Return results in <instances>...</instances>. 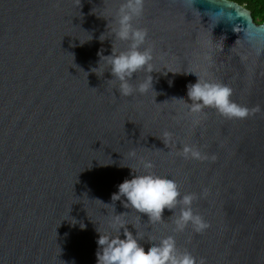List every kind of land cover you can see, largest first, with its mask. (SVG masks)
Returning a JSON list of instances; mask_svg holds the SVG:
<instances>
[{
  "label": "water",
  "instance_id": "1",
  "mask_svg": "<svg viewBox=\"0 0 264 264\" xmlns=\"http://www.w3.org/2000/svg\"><path fill=\"white\" fill-rule=\"evenodd\" d=\"M121 2L0 0V264H97L117 214L146 252L172 236L196 264H264V23L234 0H145L133 23L147 29L154 88L136 90L141 70L126 96L103 59L93 69L112 43L128 47L108 30ZM194 73L248 114L191 112ZM129 166L194 194L207 227L176 230L182 203L153 221L112 200Z\"/></svg>",
  "mask_w": 264,
  "mask_h": 264
},
{
  "label": "clouds",
  "instance_id": "2",
  "mask_svg": "<svg viewBox=\"0 0 264 264\" xmlns=\"http://www.w3.org/2000/svg\"><path fill=\"white\" fill-rule=\"evenodd\" d=\"M144 2L145 0H122L113 15V26L108 29V21L107 29L112 32L115 38L128 41V47L118 51L112 43L111 54L101 56L99 52V66L93 68H99L103 59L110 66L109 71L112 74V79L119 81V93L126 96L131 95L134 91L130 81L134 74L141 70L147 75L138 84L136 90L143 93L154 88V78L151 74L155 71L152 63L153 49L151 46H143L147 40V29L133 23L137 17L143 14ZM261 22L264 23V20ZM103 36L104 33H101L98 39L105 40V38L102 39ZM196 76L197 80L194 83L189 82L186 86L187 96L192 101L189 108L191 112H199L204 106H214L219 112L229 117H244L248 114L249 110L246 107L230 100L231 89L228 86L202 79L197 74ZM181 96L184 97L183 94ZM164 135L170 139V134L165 133ZM182 153L185 157L190 155L193 158H202L199 149L187 144L183 146ZM130 155L135 156V151L133 150ZM141 162L144 169L152 167L151 161L142 159ZM131 170V178L124 179L118 185V191L113 193L112 200L125 198L124 200L131 208L147 214L148 218L153 221L162 219L165 208L173 212L175 207L182 203L183 207L175 220L176 230H183L189 223L198 232L207 227L203 218L192 211L191 203L194 194L189 193L181 197L176 182L170 177H162L151 171L134 174L132 168ZM112 224L116 228L117 235L99 232L97 264H196V258L191 253L180 252L177 249L172 236L153 243L146 252L140 243L141 239H138L139 233L134 234L129 230L120 214L113 218ZM121 229H123V235ZM200 264H204L203 259Z\"/></svg>",
  "mask_w": 264,
  "mask_h": 264
},
{
  "label": "trees",
  "instance_id": "3",
  "mask_svg": "<svg viewBox=\"0 0 264 264\" xmlns=\"http://www.w3.org/2000/svg\"><path fill=\"white\" fill-rule=\"evenodd\" d=\"M247 7L258 23L264 20V0H234Z\"/></svg>",
  "mask_w": 264,
  "mask_h": 264
}]
</instances>
